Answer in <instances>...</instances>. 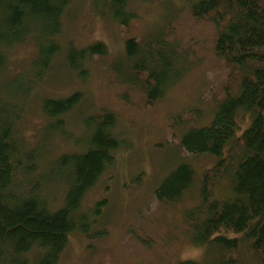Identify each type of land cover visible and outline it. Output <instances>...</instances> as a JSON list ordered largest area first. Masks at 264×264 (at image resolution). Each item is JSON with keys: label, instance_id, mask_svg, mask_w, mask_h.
<instances>
[{"label": "trees", "instance_id": "1", "mask_svg": "<svg viewBox=\"0 0 264 264\" xmlns=\"http://www.w3.org/2000/svg\"><path fill=\"white\" fill-rule=\"evenodd\" d=\"M133 1L92 3L106 7L128 28ZM183 1L193 20L215 29L214 55L226 76L210 123L187 129L179 142L187 154L215 163L201 173L188 162L177 164L154 197L173 205L196 192L182 222L202 257L177 264H264V0ZM71 2L0 0V264H29L30 253L36 254L35 264H57L71 234L90 237L92 215L100 214L104 200L86 211L82 201L113 164L121 144L112 133L114 114L101 110L85 126L83 151L54 153L51 141L68 137L62 117L81 104L79 91L44 99L41 111L48 120L37 140L28 144L19 136L32 91L51 75L62 52V18ZM162 30L144 42L126 38L123 58L111 65L120 80L144 95L146 107L183 74L180 57ZM27 39L34 42L36 55L30 67L10 74L7 52ZM106 55V46L94 42L79 49L70 45L64 56L67 68L83 75L86 59Z\"/></svg>", "mask_w": 264, "mask_h": 264}, {"label": "rangeland", "instance_id": "2", "mask_svg": "<svg viewBox=\"0 0 264 264\" xmlns=\"http://www.w3.org/2000/svg\"><path fill=\"white\" fill-rule=\"evenodd\" d=\"M128 11L133 18L124 28L106 7H95L92 0H72L62 18V52L51 75L32 91L18 123L19 136L32 144L48 120L42 101L81 92V104L62 117L68 137L51 141L59 154L84 150L85 126L94 114L107 110L115 116L112 133L121 144L113 164L84 196L82 209L102 200L104 205L99 215H92L91 236L71 234L57 264H177L202 257V248L190 242L182 222V213L195 202V190L173 205L156 202L154 191L181 162L190 163L197 173L215 163L208 156L187 154L179 140L187 129L208 125L222 98L226 74L214 55L216 32L209 23L193 20L183 0H134ZM161 30L181 58L183 74L146 107L144 95L120 80L111 65L123 58L126 38L144 42ZM94 42H102L107 55L86 59L83 75L69 70L64 56L68 46L79 49ZM35 55L30 39L14 46L7 52L8 72L27 69ZM246 121L242 119L241 125ZM28 259L35 264L36 254L30 253Z\"/></svg>", "mask_w": 264, "mask_h": 264}]
</instances>
